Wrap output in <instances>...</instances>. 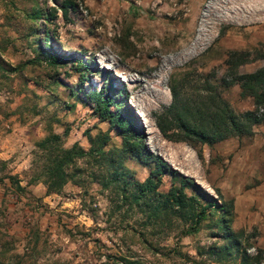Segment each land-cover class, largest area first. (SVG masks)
<instances>
[{
	"label": "rangeland",
	"instance_id": "obj_1",
	"mask_svg": "<svg viewBox=\"0 0 264 264\" xmlns=\"http://www.w3.org/2000/svg\"><path fill=\"white\" fill-rule=\"evenodd\" d=\"M34 4L55 15L33 20ZM46 30L48 47L90 61L82 78L72 59L53 65L38 54ZM232 49L249 52L240 72L264 65V0H0V264H243V249L264 264V121L211 145L178 139L175 128L166 136L156 122L172 77L191 95L205 78L220 81ZM109 80L124 90L148 150L228 204L224 219L210 209L196 233L182 234L176 216L148 220L145 207L105 186L107 164L138 180L152 166L123 151L86 100ZM223 94L236 111L254 107L238 84ZM50 133L85 149L90 138L109 139L104 156L76 157L62 188L47 193L38 141ZM170 184L164 175L159 190Z\"/></svg>",
	"mask_w": 264,
	"mask_h": 264
},
{
	"label": "trees",
	"instance_id": "obj_2",
	"mask_svg": "<svg viewBox=\"0 0 264 264\" xmlns=\"http://www.w3.org/2000/svg\"><path fill=\"white\" fill-rule=\"evenodd\" d=\"M68 3L62 5L64 14L67 12ZM52 11V12H50ZM28 15L37 20L40 16L55 15V7L42 9L34 4ZM50 40L49 31L46 30L43 41L39 39L37 46L38 54H41L53 65L67 64L72 59L81 78L84 76L83 68H89V60L83 57H75L72 54H62L51 46H47ZM44 43V44H42ZM46 48V49H45ZM42 50H46L42 54ZM249 52L245 50H229L226 58V68L220 77V81H211L205 78L203 86L194 87V93L185 94L178 83L172 77L168 85L172 100L170 104L157 114L156 122L164 135L170 136L171 128L177 129L178 139H184L191 145L197 143L214 144L232 136L250 135L253 133V125L264 121V65L252 71L238 70V66L247 62ZM238 84L241 96H251L254 107L236 111L224 96L223 91L230 86ZM124 90L116 92L115 86L109 80L99 89H90L85 92V98L92 104L93 112L100 120H106L110 127L116 129L121 137L122 150L131 152L137 157L152 164L148 175L143 180L132 178L126 172L123 164H107L109 170L105 186L112 184L122 191L123 199L131 198V202L144 209L149 216L148 220L162 221L168 216H176L183 221L182 234H193L200 229L202 220L211 212L220 211L222 218L228 212V204H220L212 195L201 189L200 185L192 176L180 173L160 154L153 153L146 147L134 118L132 109L126 104L120 95ZM72 93L77 94L73 89ZM111 105L114 108H111ZM65 132H67L65 130ZM109 135L99 143L91 139V146L85 149L74 142L70 146H63L61 135L50 133L38 141L42 148L43 160L40 179L46 187L47 193L57 192L68 180L70 173L68 166L76 157L85 154H98L104 156V145ZM97 143V144H96ZM118 149V148H113ZM169 175L171 184L166 191L159 190L164 175ZM12 183L22 189L20 179L12 173L6 175ZM42 177V178H41ZM178 182L179 184H177ZM193 187L198 192L188 194L185 188ZM224 219V218H223ZM238 248L239 245L237 244ZM243 264H253L256 257L249 255L245 249L241 251ZM128 263V260H125Z\"/></svg>",
	"mask_w": 264,
	"mask_h": 264
},
{
	"label": "bare ground",
	"instance_id": "obj_3",
	"mask_svg": "<svg viewBox=\"0 0 264 264\" xmlns=\"http://www.w3.org/2000/svg\"><path fill=\"white\" fill-rule=\"evenodd\" d=\"M242 7V6H241ZM246 10V9H245ZM253 10V9H252ZM256 13V12H255ZM147 83V82H146ZM143 84H144V82H143ZM148 84V83H147Z\"/></svg>",
	"mask_w": 264,
	"mask_h": 264
}]
</instances>
